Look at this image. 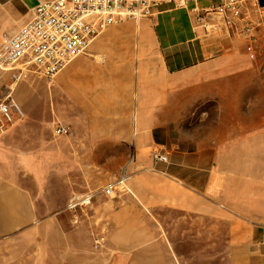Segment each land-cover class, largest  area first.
Returning a JSON list of instances; mask_svg holds the SVG:
<instances>
[{
	"label": "crops",
	"instance_id": "0c3cea01",
	"mask_svg": "<svg viewBox=\"0 0 264 264\" xmlns=\"http://www.w3.org/2000/svg\"><path fill=\"white\" fill-rule=\"evenodd\" d=\"M42 1L47 0H0V6L28 21ZM258 1L264 8V0ZM219 2L200 0V5ZM248 44L236 33L207 32L190 10L164 3L152 16L109 27L55 78L54 94L67 100L68 121L76 128L70 140L85 147L86 157L105 159L116 156L124 143L131 146L129 196L112 204L107 216L109 264H181L156 209L228 222L226 264H264V102L258 96L232 100L235 114L220 137L218 117L203 129L183 128L192 107L176 100L202 88L215 91L224 83L229 93L240 95L236 81L258 76L249 68L254 60ZM42 96L35 93L33 103L21 97L23 105L15 98L32 111L36 126L43 114L36 115ZM65 125L71 133L72 126ZM132 126L134 133L124 137L123 127L129 132ZM160 129L166 134L162 141ZM161 146L169 163L154 159ZM59 153L52 145L45 154H5L0 236L24 232L40 219L16 165L39 171V158L55 165Z\"/></svg>",
	"mask_w": 264,
	"mask_h": 264
},
{
	"label": "rangeland",
	"instance_id": "374dc122",
	"mask_svg": "<svg viewBox=\"0 0 264 264\" xmlns=\"http://www.w3.org/2000/svg\"><path fill=\"white\" fill-rule=\"evenodd\" d=\"M26 21H22L19 14L0 6V45ZM257 35L264 52V19L257 27ZM249 68L256 70L258 76L236 81L234 86L236 90L238 86L240 95L234 94L233 90L229 93L225 83L219 89L214 87L217 89L215 91L207 87L178 95L177 101L187 102L192 107L187 111L188 117L182 121L183 128L203 129L218 117V134L221 137L235 114L230 104L232 100L244 96L249 100L258 96L264 102V74H259L264 72V54L260 53ZM13 73L0 68V97L10 95L23 105L21 97L33 103L34 94L41 91L44 102L36 115L43 114L39 117L41 122L36 126V117L31 114V110L25 109L24 120L7 127L6 132H0V172H4L6 153L18 158L25 154L33 155L40 150L45 154L54 145L60 156L55 165H51L49 158H39V171L16 165L15 171H18L22 183L32 193L40 219L26 227L24 232L0 236V264H109L112 251L107 248V216L109 210H112V204L116 206L119 199L129 195L124 192L122 196L109 197L102 189L123 171L129 174L131 146L124 143L117 149L116 156L105 159L86 157L85 147L73 145L70 140L76 134V128L68 121L71 116L68 114L67 100L63 96L57 98L54 94L58 86L33 73L16 80ZM48 122L52 123L51 127L47 125ZM58 124L71 125L72 132L68 136L56 135ZM129 130L127 132L128 128L123 127L124 137L134 133L133 126ZM163 134V129H160L158 138L161 141ZM171 136L174 138L176 134ZM102 163L104 169L99 166ZM89 191L99 192L90 206L77 211L69 208L70 199L74 195ZM154 214L166 227L181 264L228 262V222L199 218L174 209H156ZM76 219L78 222H75ZM100 237H105L101 243L97 241Z\"/></svg>",
	"mask_w": 264,
	"mask_h": 264
},
{
	"label": "built area",
	"instance_id": "2783aa9c",
	"mask_svg": "<svg viewBox=\"0 0 264 264\" xmlns=\"http://www.w3.org/2000/svg\"><path fill=\"white\" fill-rule=\"evenodd\" d=\"M171 3L192 12L207 32L236 33L249 44L250 58L256 60L260 47L257 27L264 19V8L258 0H220L217 5L202 8L200 0H47L31 9L28 21L0 45V68L14 71L13 77L33 73L54 82L72 61L86 54L93 41L109 27L126 20L140 21L152 16L157 7ZM26 113L12 96L0 97V130L23 119ZM57 135L70 133V127L58 124ZM157 163H169L165 147L154 152ZM129 175L123 171L102 192L119 197L129 192ZM99 192L74 195L69 208L77 211L90 206ZM75 222H78L76 219ZM105 240L100 237L98 242ZM98 247V246H97Z\"/></svg>",
	"mask_w": 264,
	"mask_h": 264
},
{
	"label": "bare ground",
	"instance_id": "6f19581e",
	"mask_svg": "<svg viewBox=\"0 0 264 264\" xmlns=\"http://www.w3.org/2000/svg\"><path fill=\"white\" fill-rule=\"evenodd\" d=\"M53 83V82H52Z\"/></svg>",
	"mask_w": 264,
	"mask_h": 264
}]
</instances>
